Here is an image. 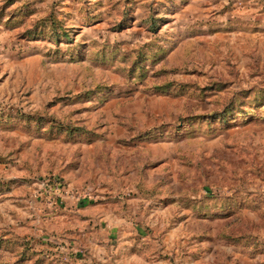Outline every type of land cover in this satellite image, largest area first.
<instances>
[{"label":"rangeland","instance_id":"obj_1","mask_svg":"<svg viewBox=\"0 0 264 264\" xmlns=\"http://www.w3.org/2000/svg\"><path fill=\"white\" fill-rule=\"evenodd\" d=\"M70 188L135 231L53 232ZM240 235L258 255L264 0H0V264H129L136 239L223 264Z\"/></svg>","mask_w":264,"mask_h":264},{"label":"crops","instance_id":"obj_2","mask_svg":"<svg viewBox=\"0 0 264 264\" xmlns=\"http://www.w3.org/2000/svg\"><path fill=\"white\" fill-rule=\"evenodd\" d=\"M70 190L71 188L67 191L68 193L62 194L63 199L66 201L64 203L63 200L61 203L64 206L58 205V203H56L54 206L52 205V211L50 215L54 220H51L49 226L52 228L53 232L58 234L62 231H69L70 235L82 232V234L92 233L96 235L102 234V236L104 233H109L107 235L104 234L103 237V240H108L109 236L114 238L115 236L117 238L120 237V233L123 232V230L124 232H128L131 230L135 231L136 225L134 226L131 223V220L128 218V215L125 212L117 211L114 206L115 203L113 201L107 200V196L104 195L103 197H99L94 195L93 197L92 195L89 198H83V200H81L80 198L74 196L75 192L73 194L72 192H70ZM96 198H100V202L98 201L99 203L97 204V206L95 204H86L87 199L91 201L92 199ZM87 221L88 223H86ZM106 236L108 237L105 238ZM106 240L105 242L100 241V243H97L99 249L105 252L109 247V242H106ZM229 240L232 242V244H230L229 247H226L227 249L225 252L223 264H264V244H260V250L256 249V251H260L258 255L248 254V252L253 250L252 244L260 243L258 242L259 240H249L248 236L244 237L243 235L235 238L230 237ZM131 243L132 241L128 246V254H130L131 251L135 250L137 252L135 255H131L132 257H130V255L128 256V263L142 264V261H144V263H148L147 259L144 256L138 254L139 251L137 247L141 246L139 243L136 247L137 239L135 240V244ZM115 246L116 245L113 244L110 249L112 251H115ZM119 249L120 247L116 251H119ZM144 250H146V248H144ZM117 258L118 257H114V255L110 259L104 256L102 257V261L106 264H115L116 262H118ZM215 261L216 258L213 257L212 262ZM124 263V259H122V262L120 260V264Z\"/></svg>","mask_w":264,"mask_h":264},{"label":"built area","instance_id":"obj_3","mask_svg":"<svg viewBox=\"0 0 264 264\" xmlns=\"http://www.w3.org/2000/svg\"><path fill=\"white\" fill-rule=\"evenodd\" d=\"M75 194L78 196V197H81V196H88L89 195V191L86 189L84 191H78V192H75Z\"/></svg>","mask_w":264,"mask_h":264}]
</instances>
